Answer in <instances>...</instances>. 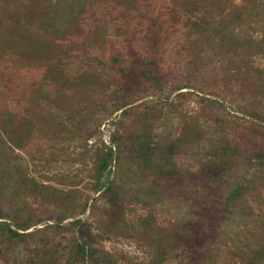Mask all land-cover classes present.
Returning a JSON list of instances; mask_svg holds the SVG:
<instances>
[{
    "label": "rangeland",
    "instance_id": "rangeland-1",
    "mask_svg": "<svg viewBox=\"0 0 264 264\" xmlns=\"http://www.w3.org/2000/svg\"><path fill=\"white\" fill-rule=\"evenodd\" d=\"M0 213V264H264V0H0Z\"/></svg>",
    "mask_w": 264,
    "mask_h": 264
},
{
    "label": "trees",
    "instance_id": "trees-1",
    "mask_svg": "<svg viewBox=\"0 0 264 264\" xmlns=\"http://www.w3.org/2000/svg\"><path fill=\"white\" fill-rule=\"evenodd\" d=\"M106 163V162H105ZM236 194V189L232 192V195H235ZM1 214V213H0ZM79 222V221H78ZM10 231L12 232V233H14L15 235H18V232L16 231V230H14V229H10Z\"/></svg>",
    "mask_w": 264,
    "mask_h": 264
}]
</instances>
